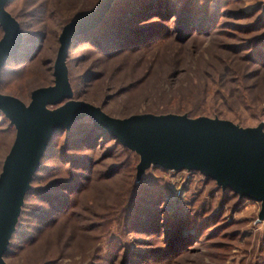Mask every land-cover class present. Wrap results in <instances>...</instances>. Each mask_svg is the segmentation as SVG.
I'll return each instance as SVG.
<instances>
[{
	"label": "rangeland",
	"instance_id": "374dc122",
	"mask_svg": "<svg viewBox=\"0 0 264 264\" xmlns=\"http://www.w3.org/2000/svg\"><path fill=\"white\" fill-rule=\"evenodd\" d=\"M171 1L184 16L187 1L197 8L184 40L176 16H150L138 25H156L166 39L102 49L80 41L69 49L71 100L115 119L190 111L264 132V67L247 58L257 52L264 60L257 46L264 26L245 32L264 16V0ZM96 2L9 0L4 11L34 37L1 69L0 94L27 105L33 90L52 86L62 27ZM83 131L62 133L41 161L5 264H264L259 203L194 171L149 165L136 178L134 153L97 136L80 141ZM14 135L0 114V171Z\"/></svg>",
	"mask_w": 264,
	"mask_h": 264
},
{
	"label": "water",
	"instance_id": "95a60500",
	"mask_svg": "<svg viewBox=\"0 0 264 264\" xmlns=\"http://www.w3.org/2000/svg\"><path fill=\"white\" fill-rule=\"evenodd\" d=\"M8 1L0 0V69L21 43L18 23L4 11ZM112 1L98 0L89 13L62 27L52 67V86L33 90L27 105L0 94V113L15 130L0 171V264H5L2 255L48 142L82 118L138 156L136 178L149 165L165 171H194L238 198L259 203V219L264 218V132L260 128H240L217 118L190 119L173 114L115 119L97 107L71 100L65 67L68 47L76 36L101 22ZM53 106L57 107L47 109Z\"/></svg>",
	"mask_w": 264,
	"mask_h": 264
},
{
	"label": "trees",
	"instance_id": "16d2710c",
	"mask_svg": "<svg viewBox=\"0 0 264 264\" xmlns=\"http://www.w3.org/2000/svg\"><path fill=\"white\" fill-rule=\"evenodd\" d=\"M97 2H98V0H97ZM97 2H96V4H97ZM185 4L184 5H185L186 10H190L186 16L181 14V11L183 8L182 9L179 8L178 10L175 9V7H174L175 4L171 0H113L111 2V4L109 5V8H108L107 12L105 13L104 17L102 18L101 22L95 28L88 30L85 33H82V34H80L74 38V40L70 43V45L68 47L67 56H68L69 49H71L77 42H80V41L81 42H83V41L84 42H90L92 45H94V47L96 46V47H100L102 49L104 47L107 48L108 44H112V45L118 44L120 41H124L126 43L129 41L128 45H130V44L136 45V44H138V42L140 45H142V44H145L147 42H157V41H162V40L166 39V37L168 35V31L161 30L159 28L157 29L156 25H154V26L153 25L152 26L138 25L140 22H143L145 20V18L150 17V16H155L160 20L162 19V16H168L166 18H171L173 16H176L178 19L181 20L179 23V33H181V35L183 36L182 38L184 40L190 34V31H189L190 24L189 23L194 21L193 14H194V12H197V8H195V6L193 5V2H191V4H189V2L187 1V3H185ZM187 4H189V5L187 6ZM95 5L90 10H88L87 12L78 15L77 17L70 20L69 22L89 13L95 7ZM185 8H184V10H185ZM257 10H258V8L255 7L252 10V13H255ZM192 11H194V12H192ZM162 13H165L166 15H162ZM248 16H250V15H247V17ZM133 18H135V19H133ZM69 22H67V23H69ZM263 26H264V16L259 17L256 20V22L254 23V25H251L250 27L246 28L245 32H253V31L258 30L257 28L260 29ZM33 37L34 36L30 35L29 33H27V34L22 33L21 34V44H20L21 46L19 49H23V47H22L23 44H27V43L31 42V39ZM259 41H263V40H259ZM257 46L260 48L262 47V49L264 50V44L262 42L257 43ZM67 56H66V58H67ZM257 57H259V54H257V52H254L253 54H251L247 58H249L248 59L249 61L253 62L254 64H257L259 67H264V62H263L264 60L260 58L261 60L258 61V59H256ZM1 69H0V74H1ZM227 69L229 71V68H227ZM67 83H68V81H67ZM208 95H209V92L206 89L203 93V96L205 98H207ZM71 99H72V94H71ZM166 114H173L174 115V113H166ZM166 114H164V115H166ZM189 114H190V111L186 114H181V115H185L186 117H188L190 119L196 118V116H190L191 114L190 115ZM175 115H179V114L175 113ZM214 118H216V117H214ZM10 126L13 127L12 125H10ZM84 129L87 130V133H86L87 138L83 139L81 137L80 141L86 142V140L89 137L93 138L94 136L95 137L97 136V138H103L106 141L112 140L115 144L120 145L115 140L108 138L104 134H102V133L98 132L96 129H94L92 124L90 123V121L87 118H82L80 120L74 121L69 126L68 129L63 130L62 132L54 135L50 139L42 157L39 160V167H38L37 171L32 175L31 181L29 183V187H30V184L32 183V180L36 176V174L42 170L41 161L46 158V156L50 152L51 148L54 147L55 140L58 139L62 135V133L68 134V133L74 132V133L82 134L84 132L83 131ZM75 135H77V134H75ZM122 148L129 151V152L134 153L133 151H131L129 149H126L124 147H122ZM135 156L137 157V162H138V156L136 154H135ZM204 179L212 181L211 179H208L205 177H204ZM217 188H219V187H217ZM220 190L229 192L234 197H238L237 195L233 194L229 189H220ZM32 192L33 191L30 187V189L24 194L23 200L27 195H30ZM239 199H245V198H239ZM23 200H22V204H23ZM21 207H22V205H21ZM21 207H20L19 214L17 216V220H18V217H19L20 212H21ZM17 220H16V224H17ZM16 224H15V226H16ZM15 226H14L13 232L10 235V238L12 237V235L15 232ZM10 238H9V240H10ZM9 240H8L6 250L2 255V258L7 254ZM175 240H173V241L175 242Z\"/></svg>",
	"mask_w": 264,
	"mask_h": 264
}]
</instances>
